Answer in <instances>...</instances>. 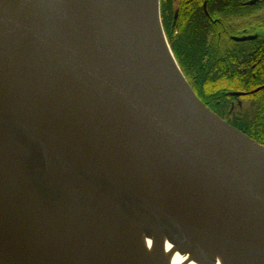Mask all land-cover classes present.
<instances>
[{
    "label": "water",
    "instance_id": "water-1",
    "mask_svg": "<svg viewBox=\"0 0 264 264\" xmlns=\"http://www.w3.org/2000/svg\"><path fill=\"white\" fill-rule=\"evenodd\" d=\"M169 51L126 0H0L1 264H141L56 228L103 211L201 264L198 233L264 264V146Z\"/></svg>",
    "mask_w": 264,
    "mask_h": 264
},
{
    "label": "trees",
    "instance_id": "trees-1",
    "mask_svg": "<svg viewBox=\"0 0 264 264\" xmlns=\"http://www.w3.org/2000/svg\"><path fill=\"white\" fill-rule=\"evenodd\" d=\"M205 0H160V16L165 36L182 72L198 97L214 112L224 116L234 97L229 91H248L264 82L261 75L252 70L238 72L225 57L223 48V17L225 0H208L207 11L216 21H210L203 10ZM176 13V18L174 17ZM241 53L239 46H235ZM233 64H236L235 62ZM249 64L247 68L249 69ZM260 92L248 95L262 108ZM257 97V98H256ZM238 129L264 143V119L256 110L231 113Z\"/></svg>",
    "mask_w": 264,
    "mask_h": 264
},
{
    "label": "bare ground",
    "instance_id": "bare-ground-1",
    "mask_svg": "<svg viewBox=\"0 0 264 264\" xmlns=\"http://www.w3.org/2000/svg\"><path fill=\"white\" fill-rule=\"evenodd\" d=\"M138 19L152 32L158 44L171 53L159 19L158 0H126ZM56 228L72 236L85 249L123 259H138L141 264H201L157 231L145 232L142 227L120 213L103 211L95 215L64 219ZM208 250L211 262L228 264L222 254L202 233H198ZM1 264V263H0Z\"/></svg>",
    "mask_w": 264,
    "mask_h": 264
},
{
    "label": "flooded vegetation",
    "instance_id": "flooded-vegetation-1",
    "mask_svg": "<svg viewBox=\"0 0 264 264\" xmlns=\"http://www.w3.org/2000/svg\"><path fill=\"white\" fill-rule=\"evenodd\" d=\"M203 10L209 16L210 21H217V18H212L210 12L207 11L208 0L202 3ZM223 48L227 51L228 56L225 59L235 65V69L238 72H244L252 70V75L255 76V72L261 75V79H264V0H225V12L223 17ZM239 46L241 53H237L236 47ZM236 64H233V63ZM249 64V69L247 64ZM240 93L239 96H234L233 93ZM260 92L259 98H263L264 101V82L259 84L256 88L246 91H229L234 99L230 102L231 106L228 113L224 116H220L225 119L229 124L236 129L235 119L230 117L234 111L243 110V112H250L254 109L260 113V117L264 119V102L261 103L262 108H258L259 104L255 99L249 98L248 95ZM257 98V97H256ZM248 136L253 141L264 146V143L256 140L248 133L238 129Z\"/></svg>",
    "mask_w": 264,
    "mask_h": 264
},
{
    "label": "rangeland",
    "instance_id": "rangeland-1",
    "mask_svg": "<svg viewBox=\"0 0 264 264\" xmlns=\"http://www.w3.org/2000/svg\"><path fill=\"white\" fill-rule=\"evenodd\" d=\"M159 13H160V0H159ZM160 20H161V16H160ZM161 24H162V22H161ZM162 28H163V26H162ZM164 30V29H163ZM165 34V33H164ZM166 37V36H165ZM167 39V38H166ZM168 42V41H167ZM168 45H169V43H168ZM169 48H170V45H169ZM170 50H171V48H170ZM172 51V50H171ZM173 54V53H172ZM178 63V62H177ZM179 65V64H178ZM180 67V66H179ZM182 70V69H181ZM184 74V73H183ZM185 76V75H184ZM186 77V76H185ZM187 79V78H186ZM188 81V80H187ZM190 84V83H189Z\"/></svg>",
    "mask_w": 264,
    "mask_h": 264
}]
</instances>
